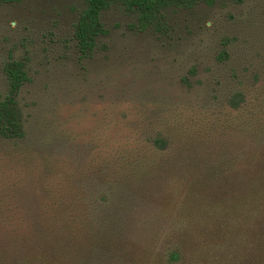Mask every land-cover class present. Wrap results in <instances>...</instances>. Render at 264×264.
I'll list each match as a JSON object with an SVG mask.
<instances>
[{"label":"rangeland","instance_id":"rangeland-1","mask_svg":"<svg viewBox=\"0 0 264 264\" xmlns=\"http://www.w3.org/2000/svg\"><path fill=\"white\" fill-rule=\"evenodd\" d=\"M84 8L0 0V95L6 63L26 76L22 136L0 138V264L44 224L90 264H209L237 218L207 194L264 161V0L169 7L155 28L110 0L82 55Z\"/></svg>","mask_w":264,"mask_h":264},{"label":"trees","instance_id":"trees-1","mask_svg":"<svg viewBox=\"0 0 264 264\" xmlns=\"http://www.w3.org/2000/svg\"><path fill=\"white\" fill-rule=\"evenodd\" d=\"M5 2L19 0H2ZM126 7L136 13L141 28L160 26L163 11L169 7H188L198 2L209 3L213 0H123ZM110 0H84L85 8L78 15L74 25L73 37L80 54L90 52L97 36L104 34L99 22L100 12ZM6 81L5 92L0 95V138L5 140L19 139L22 136L19 110L16 95L25 82L26 76L21 63L8 62L3 67ZM155 140V143H161ZM223 184L217 189H210V199L219 197L220 205L210 208L220 209L227 214L233 213L235 219L219 221L220 241L215 244V251L208 252L209 264H264V161L254 171L227 175L222 178ZM196 204V203H194ZM193 208L194 205H192ZM230 222V223H229ZM207 223V222H206ZM44 224L39 236L27 245L17 244L8 253L3 264H90L83 248L64 236L67 230L51 229ZM226 231L224 234V230ZM43 230V232H41ZM65 232L64 235L62 233ZM68 232V231H67ZM56 233L58 237L49 238ZM54 234V235H56ZM194 235L190 242L193 244ZM244 237L246 245L240 242ZM198 246V245H197ZM243 246V249L241 248ZM241 251H236L240 249ZM210 249V248H209ZM201 250V249H200ZM195 255L200 254L197 247L192 248ZM177 257L171 252L170 259ZM93 264V263H91Z\"/></svg>","mask_w":264,"mask_h":264}]
</instances>
